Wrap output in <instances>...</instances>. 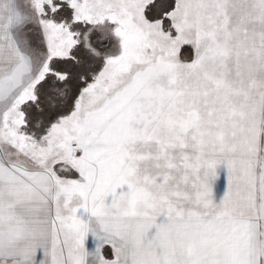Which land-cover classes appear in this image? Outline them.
<instances>
[{
	"label": "snow or ice",
	"instance_id": "obj_1",
	"mask_svg": "<svg viewBox=\"0 0 264 264\" xmlns=\"http://www.w3.org/2000/svg\"><path fill=\"white\" fill-rule=\"evenodd\" d=\"M0 264H264V0H0Z\"/></svg>",
	"mask_w": 264,
	"mask_h": 264
},
{
	"label": "rangeland",
	"instance_id": "obj_2",
	"mask_svg": "<svg viewBox=\"0 0 264 264\" xmlns=\"http://www.w3.org/2000/svg\"><path fill=\"white\" fill-rule=\"evenodd\" d=\"M223 187H224V179H223V175H221L220 180L218 181V183L216 184L215 187V192L217 195H220L223 191Z\"/></svg>",
	"mask_w": 264,
	"mask_h": 264
}]
</instances>
